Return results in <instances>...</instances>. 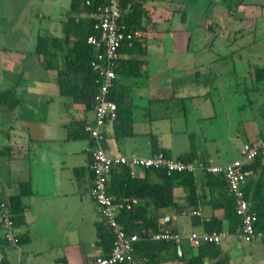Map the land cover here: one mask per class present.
<instances>
[{
  "label": "crops",
  "instance_id": "obj_1",
  "mask_svg": "<svg viewBox=\"0 0 264 264\" xmlns=\"http://www.w3.org/2000/svg\"><path fill=\"white\" fill-rule=\"evenodd\" d=\"M34 1L28 0L27 5L25 0H0V90L13 89L18 96L14 108L8 109L0 104V130L4 132V135L0 133V200L10 201L11 196L20 193L22 183L29 182L32 189L30 194L22 196L23 210L16 215L22 218L16 220V230L22 242L18 246L7 242L0 225V264H13L21 259L30 264H94L96 256L110 252L111 241L104 240L102 234L107 231V226L90 195L92 171L89 149L92 140L89 137H68L73 121H91L94 108H87L72 96L60 93L57 77L59 70L65 67L66 53L73 45V39L66 40L60 50L59 42L53 39L63 38L62 22L71 3L69 8L65 7L64 15L61 12L57 27L55 21L54 27L52 24L51 27H43L41 17L52 12L48 13L49 20H54L52 15L56 8L54 12L43 8L34 12L36 8L29 6ZM249 2H237V11L247 19L250 13L256 12L255 7L260 8H257V14L264 10V0H257L260 6ZM219 4L227 7V2L222 3V0L146 1V30L139 32L140 44L145 52L122 53L123 60L136 62L135 67L140 75H118L121 82L130 84L133 89L131 108L134 133L116 137L113 125L108 124L104 144L110 154L135 152L150 156L154 154L151 136L155 135L160 146L172 157L187 153L192 140L197 158L208 155L221 164L236 158L222 160V150L214 144L204 143L198 147L188 121L189 110L195 111L197 124L201 119L216 116L214 104L207 95L211 87L201 79L209 66L201 56L198 58L196 53L192 54L190 44L195 40L200 45H214L227 39L221 38L215 28L223 29L225 33L232 25L230 20L218 21L208 15V10ZM82 9L81 4L77 12L85 16ZM251 24L249 20L247 26ZM192 27L196 28L195 38L192 32L187 36V31ZM42 35L45 37L42 45L46 43L49 49L47 57L38 52L39 37ZM150 40L163 44L161 46L165 52L158 56L161 61L151 57L148 47ZM184 42L187 45L178 51ZM173 48L176 49L175 53L168 52ZM161 72L169 74L166 88L158 82L157 76ZM138 77L146 81H138ZM175 79L181 83L177 88ZM173 104L181 107L175 115L180 127L166 124L173 117L169 113ZM137 109L144 110V116L137 117ZM262 109L260 121L248 117L244 129L248 141L245 142H257L264 138V104ZM178 135H181L180 144L175 143L179 141ZM164 137L169 143H164ZM203 140L206 142L207 138L203 137ZM195 177L197 207L191 210L185 207L186 189L177 184L174 187L175 201L182 208L176 210L169 207L159 211L162 214L160 222L170 215L171 228L184 235L194 230H204L201 225L194 224L195 217L203 220L221 212L211 206V200L216 197L215 188L219 187L213 186L203 171H197ZM194 210H199L200 214H194ZM227 227L225 223V229ZM181 243L184 257H190L195 245L187 238ZM222 248L229 254L231 264H264L262 237L242 242L233 235L224 240ZM158 255L156 264H186L184 259L176 257L172 247L162 249Z\"/></svg>",
  "mask_w": 264,
  "mask_h": 264
},
{
  "label": "trees",
  "instance_id": "obj_2",
  "mask_svg": "<svg viewBox=\"0 0 264 264\" xmlns=\"http://www.w3.org/2000/svg\"><path fill=\"white\" fill-rule=\"evenodd\" d=\"M71 0V7L67 11L66 19L62 22V30L64 36L62 39L54 37L55 41L59 42L58 50L63 49L65 41L73 39V45L69 47L66 53V64L62 70H59L57 82L60 93L62 95L72 96L76 102L83 103L87 108H94L95 95L98 91L97 72L91 67V61L94 57V48L88 43L87 38L94 32L93 25L95 19L91 16L95 12L99 4L106 0ZM147 0H122V13L127 28L130 31L137 30L143 32L146 30L145 19L147 15L145 3ZM244 0H237V2ZM83 5L82 11L86 14L80 16L77 9ZM45 37H39L38 52L45 57L49 54L48 45H42L45 42ZM139 34L133 38V44L129 46L127 42H123L121 47L122 53H142ZM61 40H64L62 42ZM134 60L117 61L115 71L117 78L114 80L113 86L110 89V99L117 103V117L111 125H113L114 135L116 137L133 135V115H132V86L125 84L118 79V75L138 76L140 72L135 67ZM257 79L264 80V65H257L254 69ZM264 86V85H263ZM17 93L13 89L0 90V104H3L8 109L14 108L18 103ZM85 122L74 120L69 126L70 139L87 138L88 132L85 130ZM110 124V123H109ZM106 137L108 135L105 131ZM151 144L153 153L163 151L170 155L167 150L160 146V141L157 136H151ZM93 144V142H92ZM90 163H91V151ZM208 156V155H207ZM207 156L202 157L205 159ZM180 159H196V148L191 140V147L187 153L180 155ZM262 156L259 155L255 162L251 164L252 168L256 169L261 165ZM91 169V168H90ZM208 181L215 188L216 197L211 200L213 209L221 210L219 215L213 214L203 220L194 219L195 225H201L206 231H220L227 228L232 234L237 232L240 227V217L236 213L235 199L230 192L224 174L221 173H205ZM183 185L187 192L186 208L189 210L198 206V192L195 174L192 172H177L168 175L164 170L148 167L139 172L136 176L130 174V168L127 166H118L113 169L109 180V191L117 199L123 196H134L139 199V204L132 209L122 210L119 217L125 223L128 233L137 232L153 233L157 232L161 227H170V225L161 224L159 221V213L164 208H174L180 210L182 206L175 201L174 187ZM31 185L29 182L21 184L20 193L10 197V207L12 218H17L22 210L21 198L23 195L30 194ZM245 194L250 202V210L256 213L258 219L256 221L257 229L264 232V168L259 173L251 176L244 186ZM19 219V220H18ZM107 231L102 235L104 240H110L112 244V235L108 227ZM174 229V228H172ZM176 230V229H174ZM20 243L22 242L19 234ZM264 238V236L262 237ZM181 242L151 240L148 238L142 239L136 244V252L143 259L141 264H156L159 259V251L165 248L172 247L177 258L179 257L178 245ZM199 254L190 257H184L186 264H231V258L227 252H224L222 243L205 242L197 245Z\"/></svg>",
  "mask_w": 264,
  "mask_h": 264
},
{
  "label": "built area",
  "instance_id": "obj_3",
  "mask_svg": "<svg viewBox=\"0 0 264 264\" xmlns=\"http://www.w3.org/2000/svg\"><path fill=\"white\" fill-rule=\"evenodd\" d=\"M87 3H90L88 0ZM95 22L94 32L87 38L94 48V57L91 67L97 72L98 91L95 95L94 117L85 124V130L93 144L90 146L92 161V185L90 195L97 205L102 221L109 228L112 235L110 252L98 255L94 264H141L143 259L136 252V244L142 239L181 242L187 238L193 245L210 242L220 244L230 236H235L238 241L251 242L264 236V232L257 229L258 216L250 210V202L246 197L244 186L247 180L259 173L264 168V138L257 142H245L240 149V155L226 162L218 163L212 156L205 159H180L172 157L163 151H158L150 156H141L135 152L130 154H110L105 146L106 126L117 117V103L110 99L109 92L117 78L115 66L122 58L121 47L123 42L129 46L133 38L139 34L137 30L130 31L124 21L122 13V0H106L99 4L91 14ZM262 156L261 165L256 169L251 164L257 157ZM127 166L130 174L136 176L145 168L153 167L164 170L168 175L177 172L203 171L204 173H223L227 186L236 203V213L240 217V227L237 232L231 233L228 229L214 231H191L182 234L170 227H161L157 232L139 234L128 233L125 223L120 220L122 210L132 209L139 204V199L134 196L115 198L109 191V180L114 168ZM199 215V210H194ZM164 223V220L161 222ZM0 225L3 229L4 239L14 246L20 244L16 224L12 218L9 201L0 200ZM13 264H30L26 260H18ZM71 264V263H59Z\"/></svg>",
  "mask_w": 264,
  "mask_h": 264
},
{
  "label": "rangeland",
  "instance_id": "obj_4",
  "mask_svg": "<svg viewBox=\"0 0 264 264\" xmlns=\"http://www.w3.org/2000/svg\"><path fill=\"white\" fill-rule=\"evenodd\" d=\"M248 1L257 5V0ZM226 2L227 7L222 4L216 5L208 10V15L211 19L217 18L218 21L230 20L232 25L228 26L226 34L223 29L215 28L221 38L227 37V39L214 45H200L195 40H192L190 44V49H193L192 54L196 53L198 58L201 56L204 59L203 61H206V65L209 66L207 71L203 72L201 79L206 86L211 87V91L207 95L214 104L216 116L212 119H201L200 124H197L194 117L195 111H188L189 126L196 145L198 147H201V144L204 143L206 145H217L222 150V160L240 155L241 147L245 141H248L244 134L248 117H255L256 120L260 121L263 117L261 110H263L264 104V91H262L264 90L262 88L264 80L257 79L254 71L257 65H264V10L257 14L260 8L255 7V14L250 13V18L247 19L244 14L237 11V0H222V3ZM26 3L28 5V0H25ZM70 3L71 0H35L29 6L36 8L34 12L42 11V8L45 11H53L56 8L55 13L52 15L54 20H49L50 15L48 13L51 14L52 12H48L46 16L41 17V25L51 27L52 24L54 27L55 21L57 27L60 24L61 12L64 15L66 12L64 9L65 7L69 8ZM224 10H227V12H223ZM249 20L252 23L250 27L247 26ZM187 32V36L191 32L193 38L197 36L196 28L192 27ZM161 45L163 44L157 40H150L148 46L151 57L159 61H161V57L158 58V56L165 52ZM186 45L184 42L177 50L180 51L179 49L181 47L185 48ZM175 50L173 48L168 52L175 53ZM152 68L154 67L151 63L150 69ZM152 71H156V69ZM168 75V73L161 72L157 76L159 84L165 88L168 83ZM137 79L142 82L145 80L142 77ZM174 82L176 88L181 85L178 79H175ZM180 109L181 107L175 106V104L170 107L169 113L173 117L169 118L166 124L180 127V124L176 123L175 120V115L179 113ZM143 113H145L144 110H135L137 117L144 116ZM170 125L166 126L169 127ZM0 133L4 135L2 130H0ZM180 136L178 135L179 141L175 143L180 144ZM203 137L207 138L206 142H204ZM163 141L169 143L166 137ZM209 150L212 151L211 148Z\"/></svg>",
  "mask_w": 264,
  "mask_h": 264
},
{
  "label": "water",
  "instance_id": "obj_5",
  "mask_svg": "<svg viewBox=\"0 0 264 264\" xmlns=\"http://www.w3.org/2000/svg\"><path fill=\"white\" fill-rule=\"evenodd\" d=\"M164 223L166 225H171L172 224V217L170 215L165 216ZM192 251H193V255H198L199 254V247L194 246ZM178 252H179L180 259H184L183 247L181 244L178 245Z\"/></svg>",
  "mask_w": 264,
  "mask_h": 264
}]
</instances>
